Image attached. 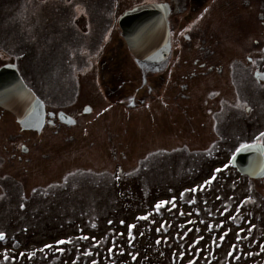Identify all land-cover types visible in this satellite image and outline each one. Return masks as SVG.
<instances>
[{
    "label": "rangeland",
    "instance_id": "obj_1",
    "mask_svg": "<svg viewBox=\"0 0 264 264\" xmlns=\"http://www.w3.org/2000/svg\"><path fill=\"white\" fill-rule=\"evenodd\" d=\"M167 1L172 2L0 0V66L8 62L16 64V56H11L9 46L15 49L16 45L10 42L26 34L24 24L35 23L30 29L33 40H37L38 36L40 39L38 25L45 24L48 30L56 28L57 35L52 33L48 40L55 38L60 43L50 44L67 48L73 35L63 25L71 24L73 29L76 28L75 22H68V17L74 20L83 18L79 21L81 24L91 21L93 16L104 20L106 27L113 32L109 44L111 54L119 49V41L122 40L120 28L116 25L117 17L114 20L116 12L120 15L142 4ZM229 1L221 0L214 15L220 14L222 23L231 20L224 15L229 6L236 10L233 14L239 8L249 6L244 3L245 0H231L228 4ZM212 2L214 0H207L198 7L211 6ZM257 13L255 9V23L259 21ZM199 16H193V19ZM183 17L185 14L171 16L174 29L171 54L174 61L169 65V71L143 77L134 68L133 56L127 47L121 50L119 61L111 59L109 62L110 57L106 55L108 60L105 62L101 56L102 44L93 51L95 68L90 75V84L89 81L84 82L90 89L81 87L80 93L76 92L79 84L73 83L71 77L67 76L65 80L58 77L60 71L56 61L47 59L45 63L46 57H50L47 55L39 58L40 53H44L37 50L40 41H34V55L37 53L39 61L29 67L22 65L26 78L46 102L49 112L63 111L74 116L77 123L73 126H61L59 123L60 126H51L47 121L41 133L28 131L24 134L18 131L14 119L6 131L1 132L0 127V176H6L4 180L0 179V185L6 186L0 193V232L7 235L9 247L23 248L29 246L27 243L45 238H57L68 232L70 235L72 229L67 221L79 223L87 217L89 230L92 231L87 233L90 239H78L84 243L91 242L85 244L96 253L93 254L96 264H224L221 257L235 250V246L242 248L236 249V254L241 251L245 254L247 240L239 244L236 241L246 230L234 235V229L237 222L246 217L241 219L236 216L232 220L234 225L228 223L227 216L224 218L227 227L222 232L229 230L230 234L222 242L219 239L222 232L211 238L218 227L217 221L211 222L207 213L210 227L202 225L199 211L184 202L192 197L199 206L206 201L211 205L217 201L215 196H193L188 190L194 184H197L195 187L200 186L204 178L209 177V180L217 176L214 166L225 163L235 148L255 138L259 143L264 142L261 137L264 116L255 106L256 111L250 116L252 121L238 118L217 120L218 108H209L210 104L203 103V95L186 88L183 79L186 65L176 73L172 72L181 57L182 34L191 21L189 18L183 20ZM240 19H233V23ZM228 33L231 37L225 38L229 42L225 44L220 40L216 43L218 49L222 50L223 45H228L229 49L235 47L233 32L228 30ZM257 49L260 47L252 44V51ZM101 60L104 62L101 63ZM44 64L48 65L47 71L43 72ZM83 65L86 66L80 71L89 68L92 63ZM103 67L106 75L101 77ZM70 75L79 78L81 73ZM118 85L120 88L115 89ZM259 102L264 103V97L254 99V105ZM86 105L91 110L89 114L83 111ZM23 144L27 152L22 151ZM212 164L214 166L210 169ZM243 179L228 172L220 175L218 185L210 190L213 193L222 186L223 192L218 198L222 197V202L234 205V211L246 197L248 203L253 204L255 200L257 204V199L243 194ZM231 180L237 182L236 190L228 187ZM213 181L209 185L204 183V188L212 187ZM249 181L254 194L261 195L264 201V178ZM156 197L157 200H153ZM162 200L175 201V206L170 203L157 211L155 205ZM248 207L246 211L250 213ZM246 211L242 210L241 214L246 215ZM140 216H148V219L140 220ZM2 217L8 218V221H2ZM131 224L136 227L130 228ZM23 227L26 231L19 233ZM206 234L211 236H203ZM48 241L42 240L38 246ZM215 245H218L217 249ZM200 250L205 251L199 255ZM247 251L251 254L250 259L247 262L239 260L235 264H260L263 255L254 249ZM210 252L216 255H210ZM214 257L217 259L214 260ZM84 261L93 264L88 259Z\"/></svg>",
    "mask_w": 264,
    "mask_h": 264
},
{
    "label": "flooded vegetation",
    "instance_id": "obj_2",
    "mask_svg": "<svg viewBox=\"0 0 264 264\" xmlns=\"http://www.w3.org/2000/svg\"><path fill=\"white\" fill-rule=\"evenodd\" d=\"M206 1L207 0H193V2L192 0H172V2L170 1V3L169 1L166 2L171 7V14L168 17L171 33V43L173 38L172 32L174 30L172 27L173 24H171V16L177 13L185 14L183 20H186V18H189L191 20L189 25L186 26V29H184V31L186 32L182 34L180 42L182 44H180L179 47L181 57L179 61H177V66L172 69V72L176 73L181 66L186 65L187 70L185 71V73H183V79L186 83V88L188 90L192 89V92H196L200 96L203 95V103L207 106L208 104H210L209 108H211V106L213 108H218L217 120L222 119L226 121L238 118L241 121H252L253 117L251 118L250 116H253V113L256 111L255 106L258 108V112L264 116V103L259 102L254 105V99L264 97V0H245L244 3L248 4L250 7L245 6L242 9L239 8L238 12L235 14H233V11L236 10H234L233 7L229 6L228 8L230 9H227V11L224 13L225 17L228 16L230 17L229 19H231L228 23H222L220 21V14L217 13V15L214 16L216 11L218 10V6L221 4V0H214L211 6L207 5L202 8L198 7L199 4ZM231 2L232 1L230 0L228 4H231ZM255 9L258 10L257 19L259 21L257 23H255L254 19ZM128 10L123 11L120 15L117 12L115 13L114 20L115 17H117L116 25H118V28L120 17ZM193 16L199 17L198 19L194 20ZM239 17L241 19L233 23V19L237 20L239 19ZM68 20L69 23L75 22L76 28L73 29L71 24L63 25V28L65 30L70 29L71 34L73 35V38L68 45L69 47L67 48L56 45V43H54V45L50 44L53 42H60L55 38L48 40L52 33L54 35H57V31L56 28L48 30L45 24L38 25L39 35H41L40 39L39 36L38 38H36L37 40L31 39L30 29L34 28V22L31 24H24V34H26L21 39L10 42V44L13 43L16 45L15 49L13 48V46H9L12 49L11 56H16V64H14V62H8L7 64L16 65L24 82L36 95L37 93L34 91L35 89L32 86V83L28 78H26V72L22 70L23 64H26L28 67L31 64H38L39 59L36 58L37 53L36 55H34L35 50L32 47V45L35 44L34 41H36L37 43L40 41L41 45L37 48V50H41L44 53H40L39 58L43 55H47L50 57H46V59L44 60L45 63H47V59H53L54 61H56L59 64L60 71L58 73V77H60L62 80H65L67 76L71 77L73 79V83L75 82L76 84H79L78 88L76 89V92L78 93L81 92V87L84 90L90 89L84 82L87 83L89 81L90 84V75H92V70H94L95 68V66L93 65V63L95 62L93 51H95L97 47L104 44V48L101 50V56L103 57L105 62L106 60H108L107 58H105L106 55L110 57L109 62L111 61V59H114V61H119L121 50L124 47H127L121 35L123 41H119V49L116 52L114 50L110 54L109 44L112 40L113 32H110V27H106L107 25L105 24L104 20L95 19V17L93 16L91 21H84L81 22V24L79 21L83 20V18H76L74 20L73 18L68 17ZM80 27L83 29V31ZM228 30L233 32L232 36H234L235 39L232 37V40L235 43V47L233 49H229L228 45H223L221 47L222 50L218 49L216 43L218 44L220 40L225 44L229 42V40L225 38L230 35L228 33ZM223 31H227V33H223ZM35 36L36 33L34 37ZM243 43L245 44L243 45ZM236 44L238 45L236 46ZM252 44L253 46L254 44L259 46L260 49H257L256 52L252 51ZM188 51L192 52L188 55H185ZM254 52L255 55H253ZM104 61L101 60V63H103ZM133 61L134 68H136V70H138V72L144 77L150 74L169 71V65L172 61H174V59L172 57V54L170 53V56L167 58V60L161 64L160 71L158 72H153L149 68L139 65V63H137L134 58ZM86 63H92V65L89 68H85L84 71H80L84 66H86L83 65ZM47 65L48 64L43 65V72L47 71ZM104 68L105 67L101 69V77H103L104 74L106 75ZM75 72H80L82 76L80 75L78 78L76 76L70 75L71 73L73 74ZM116 77H118V75ZM108 87L109 85L105 86L106 89ZM118 88H120L119 85L115 89ZM37 97L44 103L46 112L48 114L49 111L46 102L42 100V97H39L38 95ZM86 107L87 105L85 106V108ZM71 117L75 120L76 124V118L74 116ZM13 119L15 120V123H17L16 118L13 117V114L0 106V127H2L1 132L6 131V129L11 126V122L13 121ZM46 120L49 122L52 121V125L54 126H56V124L58 123L61 126L63 125L59 122L57 113H55V117L52 120H50L48 117L46 118ZM59 124L58 126H60ZM17 126L19 132L23 134L28 133V131L26 130H21L18 123ZM217 127L218 126H216V128ZM256 139L257 138L246 144H262L264 146L263 141L259 143L258 141H256ZM262 139L264 140V137H262ZM242 145L232 151L229 159L226 160V162L223 161L225 163H221V166L215 165L214 168L225 169V171L216 174L217 176L224 175L230 172L238 179L243 177V185H245L243 187V194H246L245 196L254 197L258 200L257 204L256 201L253 200V204L245 203L246 206H244V208L242 206L241 210L246 211V207H248V204H250L248 208L250 209L251 215L248 216L247 219L246 216L248 212L246 211V215L240 217L241 219L246 217V219H243L242 226H239V224L236 225V228L234 229L236 233L234 231V235H238L243 230H246V232L243 233L245 239L247 240L245 246L249 247V251L254 249L256 250V253L258 251L262 256L264 250V220H258L254 217V215L256 216V213L254 215L252 214L254 213V209L260 208L263 212L264 219V201L261 195L257 196L254 194L255 192L253 191L251 182L249 181V179L253 180V178L241 174L234 166L231 165V159L234 153L239 148H241ZM25 147V144H23V152H27ZM217 176L216 179L218 178ZM5 177L6 176L2 175L0 176V179L4 180ZM245 180H247L246 183ZM236 185V181H228V187H230L231 189L236 190ZM248 186L249 188H247ZM3 187L6 188V186L1 184L0 193L4 190ZM191 194H193V192H191ZM245 200L247 201L248 198L246 197ZM215 205L218 206L219 202L215 203ZM224 207L220 209L221 212L225 210ZM2 218V221H8V218ZM215 220L217 221L216 223L218 226L224 224V221L221 218ZM211 222L215 221L211 219ZM67 224L72 229V234L70 232L69 235L68 232L64 234L68 235L66 237H64V235H60L57 238L53 239L45 238L50 241H48V243L43 246H38V243L45 239H42L39 242L35 241L31 242L30 244L27 243L29 246H23V248L22 246L20 248H17L16 246L9 247L7 245V235L4 234L5 238L3 240H0V264H63V262L64 264H88V262H85L84 259H88V261L93 262V255H85L86 252L90 251L89 246L85 244L88 242L84 243L82 242V240H79L82 236H88L90 239V236L87 233L89 231H92L89 230L87 217L86 219H83L82 222L77 223L73 220H70L67 221ZM22 231H26V229L23 227L19 231V233ZM227 236H229V234ZM60 240H71L72 243L61 245L58 243ZM238 241L239 240L237 239V244L241 243L240 241ZM47 245H52V247L48 248L46 247ZM60 249H63V251H61ZM236 249L242 248L238 246L236 247ZM73 255L77 256V258H73Z\"/></svg>",
    "mask_w": 264,
    "mask_h": 264
},
{
    "label": "water",
    "instance_id": "obj_3",
    "mask_svg": "<svg viewBox=\"0 0 264 264\" xmlns=\"http://www.w3.org/2000/svg\"><path fill=\"white\" fill-rule=\"evenodd\" d=\"M170 14L168 3H150L126 11L119 19L121 35L133 58L153 72L160 71L161 64L171 53ZM0 106L15 116L21 130L41 133L47 116L50 120L55 117L54 113L47 115L44 103L26 85L14 64L0 67ZM90 112L86 107L84 113ZM57 117L65 126L75 124L63 111L58 112ZM250 145L252 147L247 149L239 148L231 163L241 174L261 179L264 177V146Z\"/></svg>",
    "mask_w": 264,
    "mask_h": 264
},
{
    "label": "trees",
    "instance_id": "obj_4",
    "mask_svg": "<svg viewBox=\"0 0 264 264\" xmlns=\"http://www.w3.org/2000/svg\"><path fill=\"white\" fill-rule=\"evenodd\" d=\"M214 164V163H213ZM209 165L210 166V169H212V167L214 166V165ZM225 171V170H224ZM231 171V170H230ZM221 172H223V171H221ZM220 173V172H219ZM219 173H217V174H219ZM234 173H235V171H234ZM224 174V173H223ZM208 176V175H207ZM206 177V176H205ZM218 178L216 179V180H214V183L212 184V187H210V188H204V190L203 191H197L196 192V194H201L203 197H209V198H213L214 196L215 197H217V201H214V203H213V205H211V204H209V202L208 201H206V202H204V204H203V206H202V203H201V205L199 206L198 204H197V201H192L191 202V204H190V206L191 207H194V209L196 210V211H199V220L203 223V224H206L205 222L206 221H208L209 220V218H208V216L206 215L207 213L208 214H210V218L211 219H214L213 218V214L216 212V211H220V207L221 208H223L224 207V205H225V207H224V209H225V212H226V214H225V216H227L228 217V223H232V220L234 219V218H236V216H238V217H241V216H245V215H243V214H241V208H242V206H243V208H244V203H245V199L246 198H244V199H242V201L238 204V206H237V208H235V211L233 210V206L232 205H230V204H227V202L226 203H224V202H222V200H221V198H218V195H221L220 194V192H223V187L222 186H219V188H216L217 190H214V192L212 193L211 192V190L210 189H212L213 187H215V186H217L218 184H217V182H218V179L220 178V175L219 176H217ZM203 178V177H202ZM194 184V183H193ZM208 190H210V191H208ZM246 195V194H245ZM195 198V197H194ZM153 200H157V197L156 198H154ZM175 200V199H174ZM196 200H197V197H196ZM205 200H207V199H205ZM204 200V201H205ZM214 200V199H213ZM189 201V200H188ZM217 202H219V205H218V207H216V205H215V203H217ZM184 203H186L187 204V201L186 202H184ZM224 203V204H223ZM148 205H149V203H148ZM197 208V209H196ZM262 208V207H261ZM195 211V212H196ZM253 214L252 215H254L255 213H256V216L254 215V217L256 218V219H258V220H264L263 219V212H262V210L260 209V208H256V209H254L253 210ZM249 214V213H248ZM247 214V215H248ZM218 215H219V213H218ZM249 215H251V213L249 214ZM247 217V216H246ZM252 219H254V218H252ZM224 222H225V220H223ZM222 221V222H223ZM233 225H234V223H232ZM237 224H239V226H242V224H243V220H239L238 222H237ZM217 226V225H216ZM227 227V225H226V223H224L223 225H220V226H218V227H216V230L212 233V235L213 236H215V237H217V234H218V236H219V234L224 230V228H226ZM235 228H236V226H235ZM217 233V234H216ZM228 234H230V232H229V230H226V231H224V233L222 234V237L221 238H219L220 239V241H225L226 239H227V235ZM239 238V237H238ZM218 239V238H217ZM240 242H242V241H244V240H246L245 239V237H244V235H243V237L241 236L239 239H238ZM238 241V242H239ZM89 244L91 243L90 241L88 242ZM216 246H218V245H215V249H217L216 248ZM89 249H90V251L92 252L93 250L91 249V247H89ZM204 251L205 250H200V252H199V255H201V254H203L204 253ZM234 251H236V246H235V250L233 249L232 251H230V252H228V253H226V254H224L222 257H221V259L223 260V262H224V264H231L230 263V261L232 262V263H236V262H239V260H241L242 262L243 261H248L249 259H250V254H247V253H245V254H243V252L241 251V253H239V252H237V253H239V254H236ZM259 253V252H258ZM93 254H96L94 251L92 252V255ZM260 254V253H259ZM210 255H216L215 254V252L213 253V252H210ZM214 260H216L217 259V257H214L213 258ZM263 260L260 262V264H263L264 263V250H263V258H262ZM218 260H219V258H218Z\"/></svg>",
    "mask_w": 264,
    "mask_h": 264
},
{
    "label": "snow or ice",
    "instance_id": "obj_5",
    "mask_svg": "<svg viewBox=\"0 0 264 264\" xmlns=\"http://www.w3.org/2000/svg\"><path fill=\"white\" fill-rule=\"evenodd\" d=\"M261 136L264 137V133H262ZM250 147H252V145H247V144L242 145V148H243V149H247V148H250ZM221 171H222V169H216V172H217V173H219V172H221ZM215 179H216V176H212L209 180H207V181L205 182V185H209V184H211L212 181L215 180ZM203 190H204V186H198L197 188H190L188 191H189V192H197V191H203ZM249 199H250V198H249ZM248 202H249V201H245V203H248ZM170 203L172 204L173 207L175 206V201L162 200V201H160L159 203H157V204L155 205V209H156L157 211H159V210L165 208V207H166L167 205H169ZM149 215H151V213H149ZM138 219H140V220H147V219H148V216H140ZM121 223H123V221H121ZM135 227H136L135 224H131V225H130V228H135ZM4 238H5L4 233L0 232V240H3ZM81 239H83V240H88L89 237H88V236H82ZM130 239H134V237H131V236H130ZM201 239H202V237H201ZM58 243L61 244V245H63V244H71L72 241H71V240H60ZM157 243H159V241H157ZM46 247L51 248L52 245H47ZM60 250L63 251V249H60ZM41 251H42V250H41ZM22 255H23V254H22ZM85 255H92V253H91V251H88V252L85 253ZM133 259H135V257H133ZM93 264H96V262L93 261Z\"/></svg>",
    "mask_w": 264,
    "mask_h": 264
},
{
    "label": "clouds",
    "instance_id": "obj_6",
    "mask_svg": "<svg viewBox=\"0 0 264 264\" xmlns=\"http://www.w3.org/2000/svg\"><path fill=\"white\" fill-rule=\"evenodd\" d=\"M143 5V4H142ZM16 66V65H15ZM18 70V69H17ZM37 96V95H36ZM67 114V113H66ZM46 126V124H45ZM255 180H258V179H255ZM202 224V223H201ZM203 225V224H202ZM201 227V225H199ZM206 236V235H205ZM245 253H247V251H245Z\"/></svg>",
    "mask_w": 264,
    "mask_h": 264
},
{
    "label": "bare ground",
    "instance_id": "obj_7",
    "mask_svg": "<svg viewBox=\"0 0 264 264\" xmlns=\"http://www.w3.org/2000/svg\"><path fill=\"white\" fill-rule=\"evenodd\" d=\"M214 183V182H213Z\"/></svg>",
    "mask_w": 264,
    "mask_h": 264
}]
</instances>
